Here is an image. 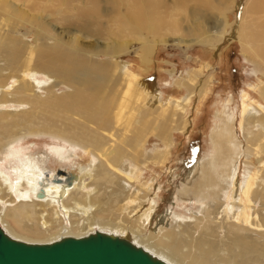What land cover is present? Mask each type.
I'll return each mask as SVG.
<instances>
[{
  "label": "rangeland",
  "instance_id": "obj_1",
  "mask_svg": "<svg viewBox=\"0 0 264 264\" xmlns=\"http://www.w3.org/2000/svg\"><path fill=\"white\" fill-rule=\"evenodd\" d=\"M109 1L0 0V8L3 6L2 10L0 9V99H3V101L0 100V116L7 111L11 115L7 116L9 119L5 120V123L0 124H10L13 120L21 119L31 120L30 123L36 127L42 123L39 125L42 127L48 122L51 127L60 131L64 129L67 134L63 138L44 134L27 136L19 135L23 132L17 130L19 133L17 142L5 148L4 143L10 138L11 133L7 130L3 132L0 128V171H6V175L14 181L13 169L8 167L13 160L9 153L17 152L18 155H23L22 157L30 154H44L48 156L46 167H48L47 171L51 172L49 176L52 177L51 175L55 173L53 179L56 182H62L60 181L62 179L64 182H71L74 178L73 173L76 171L75 175L78 174L80 166L89 163L98 166L101 163L100 158L74 144L73 141L78 139L89 141L99 137L105 139L104 143L109 146L113 142L111 143L108 136L103 134L105 131L107 134H113L114 139L117 140L116 150L119 151L118 147H120V151L123 152L122 161L118 164L119 170L125 175L131 173V168L135 170L132 175L135 183L131 187L121 178H116L118 179L115 180L116 183L113 180L111 185L102 181L98 182V200L109 201L108 207L116 203L114 205L116 207L112 206L114 209L104 207L107 212L111 211L107 215L108 218L110 216V219L130 229L134 228L146 237L152 236L155 230L158 232L160 230L163 236L173 233L172 236L179 239L184 237L183 247L189 246L190 239L186 237L191 235L194 237L193 240L204 238L206 243L221 250V254L237 257L238 254L241 255L239 247L237 248L234 244L236 240H233L237 237L245 241L249 239L246 243L249 248H254L258 251L257 253L261 251L264 253V154H255V150L249 146L252 141L249 142L246 139V136L249 135L247 137L249 140L258 130L264 129V0H205L206 3L202 4L200 1L198 3V0H142L149 3L146 9L154 1L161 4L157 11L152 8L148 10H152L151 13L160 12L162 17L160 22L162 23L160 38L162 39L160 40L154 38L149 32L140 33L132 24L128 25L131 13L129 11V17L126 15L129 14L127 3L139 2V0H128V2L113 0L114 4L111 0ZM124 2L127 5L125 7ZM47 4H50V7ZM252 9L253 12H251ZM156 14L159 15V13ZM150 18L153 19L154 14ZM172 21L175 22L176 28L172 27ZM246 33L249 35L252 33L254 41L245 39L248 36ZM142 34L144 38L147 37L158 43L149 64L141 60L142 48L138 36ZM244 34L245 38H242ZM13 39L20 45L18 48H22V53L18 48L17 51L9 50L14 43ZM251 41L253 43H250ZM245 42L250 43L249 50L244 49ZM55 44L56 46H53ZM47 49L52 50V54L54 52L55 55H51ZM30 51L32 58L29 57ZM17 53L19 55L16 60ZM29 58L31 60L28 62ZM26 64H30L29 69L33 70L27 72L25 77V73L22 72L27 70ZM46 65L50 67L47 66L46 69ZM68 68L79 70L78 72L97 80H103L100 85L95 83L99 85V90L92 91L94 87L91 86L90 90L85 91L95 92L97 95L94 104L89 105L90 109L79 107V111L78 107H72L77 103L82 87L72 85L68 81L66 83L62 77L60 78L63 71ZM93 70L97 71V75ZM32 72L35 74L31 76ZM124 79L144 84L152 94L157 96V103L154 104L153 110L159 107V111L157 113L154 111L152 115L148 114L149 116L143 115L141 120L148 118L146 124L151 130L154 126H165V123L166 128L169 129L177 125L178 128L170 132L171 145H167L162 138L155 132L151 133L150 130L142 141H138L139 146L137 144L132 146V138L135 136L137 138L140 127H143V125H137L139 116L136 117L130 132L126 131V134H124L126 130L124 125L119 127L112 124L114 122L112 111L115 114L113 109H116V105L121 102L122 93L120 92L124 90ZM25 81L35 87L34 90L28 91V94L40 98L43 105L49 103L48 105L52 104L54 107H51L52 105L49 106L50 108L48 105L43 107L41 103L33 106V104L24 105L17 102L18 96L14 91ZM101 86L106 88L103 89ZM10 89L13 91H8ZM72 93H74L73 96ZM65 94L71 96V100L66 96L67 99ZM50 99L51 102H49ZM58 100H65L67 105L62 103L65 105L62 107L61 104H56ZM96 105L109 107V115L105 114V117H108L105 130L102 128V119H99L104 112L99 111L100 114L94 112L95 115L100 116L96 115V117L93 114V124L86 123L78 116L79 112L84 113V118L89 119L85 111L91 113ZM67 106H71L72 109L66 108ZM155 106L158 107L154 108ZM160 106L167 107L165 116H160L162 120L157 116ZM244 108H248L249 115L244 116ZM143 110L145 109L136 108L137 112ZM14 114L18 115L14 116ZM225 124L231 128V136L235 138L234 142L236 141L240 148L237 161L229 167L230 169L227 168L229 172L219 168V187L215 188L216 191L209 192V198L204 200V198H190L182 195L181 191L184 187L191 188L196 184L197 178H194L198 177V174L194 175L195 183L188 180V176L195 167L207 165L208 161L215 156L212 138L222 130ZM124 135L128 138H124ZM121 142L128 147H124ZM54 147L65 155L66 161L63 159L58 161L52 153ZM133 154L137 156L134 161ZM59 170L65 171L58 173ZM95 170L98 172L97 167ZM229 173L230 177H228ZM231 173L234 176L231 177ZM52 182L49 181V183ZM86 182L91 183L92 179L87 178ZM190 184L193 185L190 186ZM114 186L117 188L115 189ZM121 186L126 187H123L124 190L122 188L120 192H123V197L115 191H120ZM127 188H129L128 192ZM127 193L129 199L126 197ZM114 194L116 195L113 197ZM137 196H140V199ZM124 197L126 200H123ZM7 199L9 202L12 201L8 196L4 198V201ZM152 202H154L153 205ZM118 207L121 208L118 209ZM243 211L246 212V216L243 215ZM102 215L105 216V213ZM141 217L144 220L140 219ZM196 217H202L210 223H207V229L201 225L196 227L198 224ZM247 219L249 222H245ZM74 221L76 222V219ZM233 224L245 226L252 232L237 231L231 227ZM237 258L240 262L241 259ZM218 259L212 258L213 263L216 264L215 261ZM243 261L245 264H264V255L247 253Z\"/></svg>",
  "mask_w": 264,
  "mask_h": 264
},
{
  "label": "bare ground",
  "instance_id": "obj_2",
  "mask_svg": "<svg viewBox=\"0 0 264 264\" xmlns=\"http://www.w3.org/2000/svg\"><path fill=\"white\" fill-rule=\"evenodd\" d=\"M112 1L113 0H111V2ZM124 1L128 2V0H124ZM199 1L201 4L206 3L205 0H198L197 2L199 3ZM122 3H123V1H122ZM127 4L129 5L128 13H129V11L131 13L130 20L128 19L130 22L128 25L130 26V24H132L133 27L135 29H137L140 33L146 31V32H149L151 35H153L154 38L156 37L159 40L162 39V38H160V32H161L160 27H162V26H160V24H162V23H160L161 19H162V17L160 16V12H156V13H159V15L156 14L155 12L151 13L152 10L157 11L159 9V7H161V4L159 5L157 2L154 1L152 4H150V7L148 9H146V5H149V3L146 1H142V0H139V2L138 1H136V2L134 1L132 3L128 2ZM47 5L49 6L50 4H47ZM123 5H124V7L127 6L125 4V2ZM139 5H142V6H139ZM203 5H205V4H203ZM2 7L3 6H1V8ZM150 8H152V10L148 11ZM251 12H253V9L251 10ZM130 13L126 14V15L127 16L130 15ZM153 14H154V18L152 19L150 17H151V15L153 16ZM121 19L122 18H120V20ZM124 20H125V18H124ZM172 22H171V24L173 25L172 27L176 28L177 26L175 25V22H173V23ZM148 23H149V25H148ZM171 24H169V25H171ZM108 30H111V29H108ZM130 31H131V29H130ZM171 31H173V29H171ZM244 32H246V31H244ZM143 34H145V33H143ZM143 34L138 36L140 44H141V48H142L141 60L143 63L149 64L151 62V58L154 54V50H155L154 48L158 43H157V41L147 39V37L144 38ZM246 34L248 36L245 38V34H244L243 36L241 35L242 38H245L247 40L249 38L250 40L254 41L253 40L254 36L251 35L252 33L250 35H249V33H246ZM252 41L250 43H253ZM13 42L14 43L12 45V48L11 49L6 48V49H9L11 51H14V50L17 51V48L20 45H18V42L14 39H13ZM250 43L245 42V44L243 45L244 49L246 48L249 50L250 49ZM6 45H8V44H6ZM46 46L48 48V45H46ZM53 46H56V44ZM18 49L21 50L22 48L21 49L18 48ZM244 49H243V51H244ZM47 50L51 53V55L54 54V52L52 54V50L51 51L49 49H47ZM112 50H113V48H112ZM18 53H17V55H15L16 60L18 58V55L20 54V53L19 54ZM21 53H22V50H21ZM29 53H31V54H29ZM29 53H28L30 55L29 57L32 58V56H33L32 52L30 51ZM48 56H46V57H48ZM67 56H69V55H67ZM8 58H10V56ZM31 58H29L28 62L31 60ZM43 58H45V57H43ZM43 58H41V59H43ZM48 58H46V59L49 60L50 58L49 59ZM11 59H12V56H11ZM20 60H21V58H20ZM40 62H42V61H40ZM45 64H46V62H45ZM26 65H28V64H26ZM29 65L26 67L27 70L25 72H22V73H25V77L27 75V72H30L32 69V68L29 69V67H31V65L30 66ZM38 66L39 65H37V67ZM47 66L48 65H46V69H47ZM54 66H55V64H54ZM54 66H53V68L55 71L56 66L55 67ZM48 67H50V66H48ZM94 68H92V69H94ZM50 70L52 71L53 69H50ZM34 71H35V69H34ZM44 71H46L45 68H44ZM78 71L77 70H70V68L65 69V71H63V73L60 71L63 74L60 76V78L62 77L66 83L68 81V82H70V84L72 83V85H76L80 88L82 87L80 89V94H79V98L77 100V103L72 107L73 108L78 107V109H79V107H81V108L86 109L89 107V105L94 104L95 98L97 97V95L95 92L88 93L85 91L90 90L91 86L94 87L93 88L94 90L92 89V91L99 90V85L103 80L102 79L97 80L95 78L90 77L89 75L87 76L86 74L78 72ZM93 71L97 75V71L96 70H93ZM82 72H83V70H82ZM61 73H59V74H61ZM31 74L34 75L35 73L33 74V72H32V73H30V75ZM52 76H54V74ZM104 76L105 75H103V77ZM100 78H102V76ZM126 80L123 81L125 83L124 90H122V91L120 90L121 91L120 93H122L121 98L119 96L120 94L118 93L119 94L118 96H119L121 102L118 101L120 103H118L116 105L117 106L116 109H113L115 111L114 112L115 114H113V111H112V115L114 118V122L112 124H115V126H119V127L124 125L126 128L124 134H126L127 132L128 133L130 132L129 130L132 128L133 124L135 123L136 117L139 116V120H138L137 125H143V127H140L137 138H136V136L135 137L131 136V137H133L132 141H131V145L137 144V146H139L138 141H142L143 138H145V136H147L151 130L147 127L148 125L146 124V120L148 121V118L146 117L147 118L146 120L145 119L141 120V117L143 115L149 116V115H152L154 111H155V113H157L159 111L158 106H155L154 108H157V107L158 108L153 110L154 104L156 105V103H157L156 102L157 96L152 94L144 84L137 82V81L131 82V81H128V80L126 81ZM47 81H49V80H47ZM107 81H106V83H107ZM44 83L46 84V82H44ZM95 83H97L99 85H97ZM114 84H115V82H114ZM116 85H117V83H116ZM37 86L38 85H36V87ZM39 86L41 87V85H39ZM45 87H47V85ZM101 87H103V86H101ZM34 88H35L34 85L31 86L30 82H28V81H25L23 84H21L19 87H17L14 91V93L18 96L17 102L23 103L24 105L25 104H33V106L37 105L38 103L40 104L41 103L40 98L36 97L35 95L32 96V95L28 94V91L30 92L31 90H34ZM49 88H51V87H49ZM105 88H106V86L103 87V89H105ZM8 91H13V90L10 89ZM8 94H12V93L8 92ZM73 95H74V93H72V96ZM64 96L65 97L68 96L69 99L71 98V96L69 97V95H66V94ZM63 99H65V98H63ZM46 100H48V99H46ZM53 100H55V99H53ZM114 100H115V96H114ZM1 101H3V99ZM42 101H43V99H42ZM14 102L16 103V101H14ZM49 102H51V99ZM42 103H41V105H43ZM62 103L67 105L65 100H58V102L56 104L62 105ZM48 104H44V105H48ZM64 104L62 105V107L65 106ZM112 104H114V101ZM44 105H43V107H45ZM51 105H48V107ZM170 105H171V103H170ZM51 107H54V106L52 105ZM72 107L67 106L66 108L72 109ZM138 107L143 108L145 110L137 112L136 108H138ZM93 108H94V111H91V113H87L85 111V113L88 114L89 119L84 118L85 115L83 112H82L83 114H81L79 112L80 115H78V116L83 118V121L85 120L86 123H92L93 124L94 116H96L97 114H100L101 112L102 113L104 112L103 115L101 114L102 116L99 115L100 116L99 119H102V121H101L102 122V128H103V130H105L106 126L108 125V117H105V114L107 113L109 115V113H110V110L108 109L109 107L107 108V107H103L100 105H96ZM88 109H90V108H88ZM166 109H167V107L164 108V107L160 106V112L157 114V116L158 117H160V116L164 117L166 114ZM57 110H59V109H57ZM63 111H65V110H63ZM79 111H80V109H79ZM88 111H90V110H88ZM99 111H101V112L99 113ZM94 112H96V113L98 112V113L95 115ZM26 113H24V114L26 115ZM247 113H248V108L247 109L244 108V116L249 115ZM72 114H74V113L72 112ZM93 114H94V116H93ZM16 115H18V114H14V116H16ZM27 115H28V113H27ZM75 115H77V114L75 113ZM7 116H11L8 114V111L3 112L2 116H0V121H1L0 123H3V122L5 123V120L9 119V117H7ZM161 117H160V119H161ZM20 120H18V121L13 120L12 121L13 123L11 122L12 124L11 123L10 124H8V123L7 124H0V126H1L0 128H2L3 132H4V130L5 131L7 130L9 133H11V135H9L10 138L4 143L5 148H7L8 146H11L17 142V140H18L17 135L19 134L17 130H20L23 132L22 134H19V135H27V136H35V135L44 134V135L56 136L58 138H63V137H66V135H67L66 132L64 131V129L63 130L61 129V131L59 129L57 130L56 128L51 127L48 122H46L47 125L44 124L42 127H39V125L42 124L39 122L40 124L36 127L34 124L30 123V121H31L30 119H29L30 121H25V120L20 121ZM101 122H100V124H101ZM149 124H150V122H149ZM164 125L165 126L162 125L161 127L154 126L153 129L151 130V133L154 134V132H155L156 135L158 137L162 138L166 142L167 145H171L172 141H171L170 132L173 129L175 130L178 127L176 125L172 129H169V128H166V123ZM183 127H186V125H183ZM184 129L185 128H183V130ZM103 134L107 135L110 142L112 141L113 143L111 142L112 144H109V146H108V144L104 143L105 139H101L99 137L94 138V140H89V141L87 138H86L87 140L78 139V138H77L78 140H75V141L72 140L74 144L81 146V148H85L87 151L91 152L92 154H94L95 156L100 158L101 163H99L98 166L95 165L98 169V172H96V170H95L96 167L93 165V163H89V164L82 166V167L80 166V168L78 169V174L75 175L76 171L73 173L74 178L71 182H64V179L60 180L62 182H59V183L56 182V180L53 179L55 176V173L53 175H51L52 177L49 176L51 172L47 171L48 167H46V160L48 159L47 155L45 156L44 154H40V155H38V154L31 155L30 154L28 156L22 157L23 155L22 156L18 155L17 152L9 153L10 154L9 156H11L10 158H13V160L8 164V167L13 169L14 181L10 180V177L8 175H6V173H5L6 171L5 172L0 171V195L2 194V196H0V205H1L0 206V227H2L6 231V233H8L14 239H18V240L28 242V243H51V242L60 240V239L65 238V237L80 238V237L88 236V235L95 233L97 231H100V232H104L107 234L117 235L119 237L125 238L128 241L134 243L135 245L144 248L146 251H148L151 254H153L154 256L162 259L163 261H165L168 264H214L213 263L214 261H212V258H217V259L219 258L218 261H215L216 264H245L243 261V258H244V255H246L247 253L264 255L263 251L257 253L258 252L257 250H255L254 248L252 249L251 247L250 248L248 247V244H246V243H248L247 241L249 239H247V241H245V240L239 239L235 236L236 238L233 239V240H236L234 242V244L237 245V248L239 247L238 249L241 252V255L240 254L237 255V257H239L241 259V261L238 262L237 257L230 256L231 254L230 255L221 254L222 253L221 250H218V249L214 248L211 244L206 243L207 241L204 238L200 237L201 239L195 238L196 240H193L194 237L191 235H188L186 238L190 239L189 246L183 247L182 245L184 243V240H183L184 237H183V239H179L176 236H172L173 233H170V235L166 234L165 236H163L160 234V230H159V232L155 230V231H153L154 233L151 234L152 236L149 235V237H146V235L143 236V234H141L140 232H138L134 228L130 229L123 224L121 225V224L117 223L116 220L110 219V216L108 218L107 215L111 211L107 212L104 207L105 206L107 208H111L112 206L116 207V206H114L116 203L114 205H111V207H108L107 205H108L109 201L106 200L107 202H102V201H100V199L98 200V198H97V194L99 192V191H97V189L99 187L97 185L98 182L100 183V181H102L108 185H111V184H113V180L115 181V180H118L116 178H121V179L126 180L128 183L127 185L129 187H131V185H133L135 183L134 178L132 176L133 173H135V170L133 168H131V173L126 174V175L123 174L124 173L123 171L119 170L118 164L120 161H122L121 156L123 155V152L120 151V147H118L119 151L116 150L115 144L117 143L116 142L117 140L114 139L113 134H111V133L107 134V133H105V131L103 132ZM248 136H246V139L249 142L252 141L249 146H250V148H253L255 150L254 153L257 155L264 154V129L258 130V132L253 134L252 137L250 134L251 138H249V140L247 138ZM125 137H127V136L124 135V138ZM234 139L231 136V128L229 127V125L225 124L223 126L222 130L219 133L217 132V134H215V136H213V138H212V145H213V149H215V154H214L215 156L210 161H208L207 165H198L195 167L194 171L188 176V180H190V182L192 180V182L195 183L193 178H194L195 174H198V177L195 176V178H194V179L197 178L196 184L191 188L190 187L189 188L184 187L182 189L183 191L180 190L182 192L181 193L182 195H184L186 197H190V198L191 197L202 198V199L204 198V200H205V198H209V192L212 190H215V188L219 187V181H220V180H218L219 168L229 172V170H227V168L230 169L229 167L231 165L235 164V162L238 159V156L240 154V148H239V145H237V142L236 141H235L236 143L234 142ZM123 143H124V141H123ZM123 143H122V145H124ZM118 145H120V144H118ZM125 146H126V148L128 147L127 145H124V147ZM130 147H129V149H133ZM52 153H53V155H55L58 158V161L59 160L61 161L62 159H63V161L64 160L66 161V159H67V158H65V155H62V153L56 147H54L52 149ZM125 153L126 152H124V154ZM130 155H129V157H131ZM95 156H93V157L95 158ZM125 157H127V156H125ZM133 157H134L133 158V161H134V159H136V157H137L136 154H133ZM68 160H70V158H68ZM75 170H76V168H75ZM231 171H233V170H231ZM232 176H234V174H232L231 177ZM228 177H230V173H229ZM87 178L92 179V182L87 183L86 182ZM49 181H53V182L49 183ZM190 182H188V183H190ZM114 183H116V181ZM117 183H118V181H117ZM192 185L193 184H190V186H192ZM125 186H123V187H125ZM100 187H101V185H100ZM109 187H111V186H109ZM123 187L121 186L120 191H118V190H115V191L120 193L122 191ZM114 188H115V186H114ZM128 189L129 188H127V192H128ZM123 190H124V188H123ZM249 190H250V188H249ZM249 190L247 192H249ZM105 191L107 192V188ZM115 191L113 190V192H115ZM119 193H117V194L119 195ZM122 193H120L121 196H122ZM111 194L112 193H110V195ZM99 195H101V194H99ZM115 195L116 194H114L113 197ZM6 196L11 198V200H12L9 202V200L7 199L9 204L7 201H4V198ZM13 196H14V198H13ZM119 196H117V197H119ZM123 196H124V194H123ZM131 196L133 197V195H131ZM126 197H128V199H129L128 193H127ZM139 197L137 196V198H139ZM100 198H102V197H100ZM110 199L111 198H109V200ZM15 200H17L18 202H16ZM123 200H126V198L124 197ZM131 200H132V198H131ZM197 202H199V200ZM117 204H119V203H117ZM153 204H154V202H152V205ZM127 205H128V203H127ZM3 206H4V209H3ZM1 208H2V210H1ZM120 208L118 207V209H120ZM128 209H130V207ZM121 210H123V209H121ZM120 211H117V212H120ZM103 213H105V216L102 215ZM130 213L134 214L132 211H130ZM149 213H151V212H149ZM151 214H153V213H151ZM111 215H112V213H111ZM243 215L246 216L245 211H243ZM113 216H114V214H113ZM143 217H141L140 219L144 220ZM149 217H150V215H149ZM111 218H112V216H111ZM75 219H76V222L74 221ZM145 219H147V218H145ZM195 219L198 223L196 226L197 228H198V225H201L202 227L207 229L208 224H210L207 220L202 219V217H196ZM247 221L249 222L248 219L245 222H247ZM181 225H183V224L181 223ZM231 227H233L237 231H247L248 232L250 230V229L248 230V228H246L245 226H242L240 224H233ZM157 230H158V228H157ZM142 231H143V229H142ZM249 232H252V231L250 230ZM144 234H146V233H144ZM185 234H186V232H185ZM263 235H264V233H263ZM203 236H205V235H203ZM240 238H241V236H240ZM231 244H233V243H231ZM231 246H233V245H231ZM193 249L195 252L193 251ZM223 252H225V251H223Z\"/></svg>",
  "mask_w": 264,
  "mask_h": 264
},
{
  "label": "water",
  "instance_id": "obj_3",
  "mask_svg": "<svg viewBox=\"0 0 264 264\" xmlns=\"http://www.w3.org/2000/svg\"><path fill=\"white\" fill-rule=\"evenodd\" d=\"M0 264L168 263L125 238L100 231L51 243H28L14 239L0 227Z\"/></svg>",
  "mask_w": 264,
  "mask_h": 264
}]
</instances>
